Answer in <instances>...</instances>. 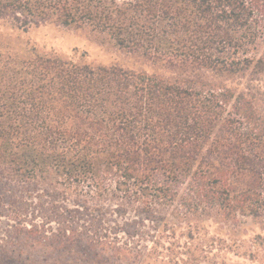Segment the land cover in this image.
I'll list each match as a JSON object with an SVG mask.
<instances>
[{
  "label": "trees",
  "instance_id": "1",
  "mask_svg": "<svg viewBox=\"0 0 264 264\" xmlns=\"http://www.w3.org/2000/svg\"><path fill=\"white\" fill-rule=\"evenodd\" d=\"M48 24L163 73L0 38V184L52 188L18 237L84 264H204L222 248L264 264V236L243 249L210 232L264 231V0H0V25Z\"/></svg>",
  "mask_w": 264,
  "mask_h": 264
},
{
  "label": "rangeland",
  "instance_id": "2",
  "mask_svg": "<svg viewBox=\"0 0 264 264\" xmlns=\"http://www.w3.org/2000/svg\"><path fill=\"white\" fill-rule=\"evenodd\" d=\"M0 38L8 40L16 48L34 47L41 53H57L77 60L81 59L91 65H117L124 69L163 73L115 47L106 37L88 29H64L54 24H48L39 28H31L28 31H20L0 25ZM46 190H52V188L42 185L36 191V189L26 190L16 184L8 183L7 185L5 182L0 184V257L2 258L6 253L13 261L20 262V264L22 261L28 264H84L76 255L78 251L63 252V254L59 251L44 253L40 247L31 249L30 242H26L22 235L18 237L20 235L19 227L22 225L42 223L44 220L41 209L42 205L45 208L48 207L49 199L46 202L44 200L41 205L39 195ZM58 206L73 208V200L70 198L65 202L59 201ZM111 207L112 205H106L104 208L107 212ZM77 216L81 215L77 214ZM82 218L88 219L86 214L82 215ZM52 226L54 228L56 224L54 223ZM210 232L211 235L227 239L228 245H232L234 238L237 239L239 245L242 242L243 249L256 235L264 236V231L260 229L259 225L250 221H247L238 230L236 237H229L227 231L217 230L215 226L211 227ZM218 247L219 245H217ZM204 264L261 263L235 255L233 250L222 248L214 249Z\"/></svg>",
  "mask_w": 264,
  "mask_h": 264
}]
</instances>
